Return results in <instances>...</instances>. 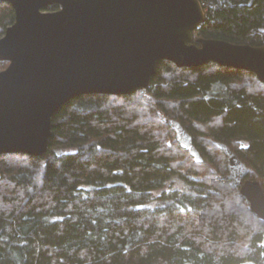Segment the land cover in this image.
I'll list each match as a JSON object with an SVG mask.
<instances>
[{"label": "trees", "instance_id": "16d2710c", "mask_svg": "<svg viewBox=\"0 0 264 264\" xmlns=\"http://www.w3.org/2000/svg\"><path fill=\"white\" fill-rule=\"evenodd\" d=\"M250 1L200 0L198 37L264 46V0ZM14 19L0 1V38ZM221 142L264 189V83L250 71L162 60L147 89L72 99L45 157L0 155V264H264V219Z\"/></svg>", "mask_w": 264, "mask_h": 264}, {"label": "water", "instance_id": "95a60500", "mask_svg": "<svg viewBox=\"0 0 264 264\" xmlns=\"http://www.w3.org/2000/svg\"><path fill=\"white\" fill-rule=\"evenodd\" d=\"M14 22L0 38V155L45 157L52 117L86 94L147 89L162 60L178 67L214 62L247 70L264 83V46L195 37L205 20L200 0H0ZM253 0L250 1V4ZM58 5L57 10H47ZM169 123L197 160L190 135ZM228 178L264 219V189L226 143ZM61 151H59V154Z\"/></svg>", "mask_w": 264, "mask_h": 264}, {"label": "built area", "instance_id": "2783aa9c", "mask_svg": "<svg viewBox=\"0 0 264 264\" xmlns=\"http://www.w3.org/2000/svg\"><path fill=\"white\" fill-rule=\"evenodd\" d=\"M201 5H202V7H203V6L205 5V3L201 2ZM194 33H195V37H198V35H197V31H195Z\"/></svg>", "mask_w": 264, "mask_h": 264}]
</instances>
